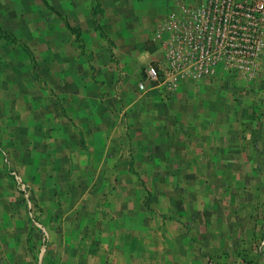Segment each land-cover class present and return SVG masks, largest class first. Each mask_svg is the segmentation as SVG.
<instances>
[{"label": "crops", "instance_id": "crops-1", "mask_svg": "<svg viewBox=\"0 0 264 264\" xmlns=\"http://www.w3.org/2000/svg\"><path fill=\"white\" fill-rule=\"evenodd\" d=\"M172 4L34 0L1 11L33 53L0 103V264H26L34 242L54 241L58 264L256 255L243 247L264 226V89L225 72L177 91L146 81L164 52L155 35L147 44L143 21ZM36 175L57 183L30 186ZM34 192L57 194L55 215L47 200L36 212ZM147 240L169 245L147 251Z\"/></svg>", "mask_w": 264, "mask_h": 264}, {"label": "built area", "instance_id": "built-area-1", "mask_svg": "<svg viewBox=\"0 0 264 264\" xmlns=\"http://www.w3.org/2000/svg\"><path fill=\"white\" fill-rule=\"evenodd\" d=\"M157 22L164 59L144 70L146 81L177 91L220 72L254 82L264 63V0H172ZM145 90V83L139 86ZM264 243V242H263ZM46 246L37 255L43 264Z\"/></svg>", "mask_w": 264, "mask_h": 264}, {"label": "rangeland", "instance_id": "rangeland-1", "mask_svg": "<svg viewBox=\"0 0 264 264\" xmlns=\"http://www.w3.org/2000/svg\"><path fill=\"white\" fill-rule=\"evenodd\" d=\"M15 2L13 3V0H0V13H2L1 11H6L7 13H11L13 16L16 15L15 13V9H20V7H22V5L25 8H29L31 6L34 5V0H14ZM40 3L41 0H36ZM99 6L97 5V10H98ZM164 9L162 11L157 12L156 10H150L146 16V21L143 26L144 27V36L146 39V42L149 46H157V42L154 41V34H155V28L157 25V22L161 19H163L167 13L169 12V8H167L166 6L163 7ZM11 12H10V11ZM24 15V10H22L21 12ZM21 13H19L18 15H21ZM159 13V14H158ZM158 14V16L156 17V15ZM156 17V18H155ZM8 21V20H7ZM4 18L0 17V83H1V88H0V103H2V101L4 99H6L7 94L10 92V95L12 93V89L11 86H13L12 84L15 83H11V75L16 73V69L20 68L22 70H29L31 68L30 63H26L27 62V57L31 58L32 57V51L29 48V45L27 44L26 40L24 39V37L20 38L18 37V33L11 31L10 29H7L5 26L7 25V22ZM17 56H22L25 59L23 61H21V65H16L15 63V59L17 58ZM11 60H13V63H10ZM2 76V77H1ZM238 78V77H236ZM255 85L259 84V88L264 89V63H262V69L261 72L259 74V76L257 77V79L255 80ZM14 90L16 91V87H14ZM260 120V119H259ZM9 181L10 178H8ZM43 179H45L46 181L49 180L47 178H42L41 176H34L31 178V182L29 183L30 186L33 185H41ZM60 180H62L63 182H69L72 183L74 178L73 177H63ZM66 180V181H65ZM61 181V182H62ZM11 185L13 186L12 181L10 182ZM49 183H53L52 180H49ZM54 183H57V179ZM53 183V184H54ZM1 190V189H0ZM18 193V192H17ZM64 194V193H61ZM69 195L68 193H66V196ZM3 195L0 193V198ZM18 196H20V194L18 193ZM56 197L57 194L55 193H49V194H45V193H41V192H34V203H35V207H36V212H42L43 211V207L41 205V201L42 200H47L50 202V209L51 214L55 215L56 210H55V204H56ZM89 205H85V208L83 209L84 211V215L87 217H90L91 219L96 217V212L97 210L95 209L94 205H92L93 201H89L88 202ZM256 240V241H255ZM264 226L260 232L259 235H255V239L253 242H251L249 244V246L246 245V247H243L244 249L250 250L255 252V256L253 254V257L257 258L255 260V258L253 257H246L243 258L244 263L245 264H264ZM54 244H51V242H46L47 249H46V253L43 259V264H58L57 262V253L58 251H56L57 249H59V247L61 248V244L58 242H52ZM58 243V248L56 247V244ZM144 243V247L145 249L148 251L150 249H155V248H165V245L168 247L169 242L167 241H154V240H147ZM71 244V242H70ZM100 244H102V246H105L106 243L105 242H100ZM44 243H39V242H34L32 244V250H27L25 253L28 254L29 258L28 261L26 259V264H38L37 261V255L39 254V251L41 249V247H43ZM90 247H92V245L90 244H83V247L80 250L81 254L87 253L86 251H90ZM95 248V247H94ZM62 249V248H61ZM60 250V249H59ZM1 254V253H0ZM4 256V255H3ZM3 256H0V258H5ZM239 259V258H238ZM242 259V258H241ZM240 259V260H241ZM16 260V258H15ZM238 260L240 263L241 261ZM237 261V262H238ZM1 263V262H0Z\"/></svg>", "mask_w": 264, "mask_h": 264}, {"label": "trees", "instance_id": "trees-1", "mask_svg": "<svg viewBox=\"0 0 264 264\" xmlns=\"http://www.w3.org/2000/svg\"><path fill=\"white\" fill-rule=\"evenodd\" d=\"M67 26L70 28V26L67 24Z\"/></svg>", "mask_w": 264, "mask_h": 264}]
</instances>
